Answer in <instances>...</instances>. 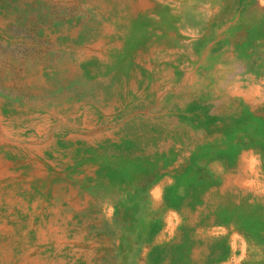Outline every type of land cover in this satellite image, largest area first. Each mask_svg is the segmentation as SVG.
I'll list each match as a JSON object with an SVG mask.
<instances>
[{"label": "rangeland", "instance_id": "1", "mask_svg": "<svg viewBox=\"0 0 264 264\" xmlns=\"http://www.w3.org/2000/svg\"><path fill=\"white\" fill-rule=\"evenodd\" d=\"M0 264H264V0H0Z\"/></svg>", "mask_w": 264, "mask_h": 264}]
</instances>
